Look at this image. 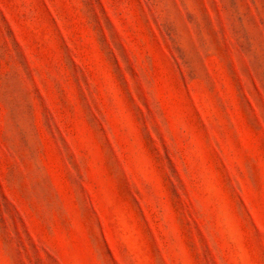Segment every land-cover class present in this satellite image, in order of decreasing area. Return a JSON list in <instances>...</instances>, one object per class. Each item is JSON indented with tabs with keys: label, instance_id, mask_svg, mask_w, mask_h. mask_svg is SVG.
<instances>
[{
	"label": "rangeland",
	"instance_id": "374dc122",
	"mask_svg": "<svg viewBox=\"0 0 264 264\" xmlns=\"http://www.w3.org/2000/svg\"><path fill=\"white\" fill-rule=\"evenodd\" d=\"M0 264H264V0H0Z\"/></svg>",
	"mask_w": 264,
	"mask_h": 264
}]
</instances>
